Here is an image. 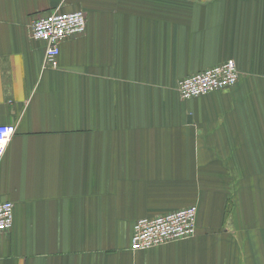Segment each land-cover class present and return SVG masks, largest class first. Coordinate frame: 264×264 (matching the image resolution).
<instances>
[{
    "label": "crops",
    "instance_id": "0c3cea01",
    "mask_svg": "<svg viewBox=\"0 0 264 264\" xmlns=\"http://www.w3.org/2000/svg\"><path fill=\"white\" fill-rule=\"evenodd\" d=\"M85 14L45 64L33 23ZM232 60L225 91L179 80ZM0 264H264V0H0ZM197 208L194 238L133 226Z\"/></svg>",
    "mask_w": 264,
    "mask_h": 264
},
{
    "label": "built area",
    "instance_id": "2783aa9c",
    "mask_svg": "<svg viewBox=\"0 0 264 264\" xmlns=\"http://www.w3.org/2000/svg\"><path fill=\"white\" fill-rule=\"evenodd\" d=\"M84 12L54 10L37 19L31 28L30 38L43 42L45 64L58 68L60 45L63 41L78 38L85 33ZM240 74L236 64L228 60L219 66L185 77L176 85L175 91L181 100L204 97L234 87ZM16 132L14 125H0V158ZM13 225V204L0 201V235ZM197 230V208L187 207L152 219H140L133 226L131 250L145 251L172 241L194 238Z\"/></svg>",
    "mask_w": 264,
    "mask_h": 264
}]
</instances>
